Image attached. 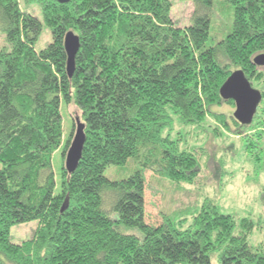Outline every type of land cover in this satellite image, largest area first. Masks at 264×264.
Instances as JSON below:
<instances>
[{
	"label": "trees",
	"instance_id": "1",
	"mask_svg": "<svg viewBox=\"0 0 264 264\" xmlns=\"http://www.w3.org/2000/svg\"><path fill=\"white\" fill-rule=\"evenodd\" d=\"M24 1L41 17L20 0H0V264H217L216 251L218 264H264L248 240L253 219L206 200L188 227L184 208L154 222L145 198L147 169L175 182L199 175L206 153L182 145V127L203 130L212 118L214 136L264 137V65L254 61L264 52V0H226L232 28L211 44L214 0H190L187 25L173 19L172 0ZM44 26L51 41L38 49ZM69 30L80 37L72 74ZM235 69L262 93L250 123L222 109L235 107L220 93ZM62 102L73 107L65 141ZM78 120L85 143L69 171ZM60 147L58 185L52 157ZM130 157L139 163L131 175L105 174ZM33 220L32 235L13 240L12 227Z\"/></svg>",
	"mask_w": 264,
	"mask_h": 264
},
{
	"label": "rangeland",
	"instance_id": "2",
	"mask_svg": "<svg viewBox=\"0 0 264 264\" xmlns=\"http://www.w3.org/2000/svg\"><path fill=\"white\" fill-rule=\"evenodd\" d=\"M20 1L22 7L41 17L40 8L36 4L27 6L24 0ZM172 2L173 19L181 25L192 23V1L172 0ZM233 15L234 7L231 3L226 0H214L210 12L211 25L208 44L224 37L231 30ZM3 35L0 33V45L4 43ZM50 41V30L44 26L36 48H43ZM222 109L234 111L235 107L224 104ZM72 110L73 107L62 102L64 141L73 129ZM213 123L212 118H208L203 130L196 129L190 133H187L188 128H181V132L184 133L183 140H185L182 145H186L188 141L190 146H203L200 150L207 154L202 155L201 170L194 182H175L154 175L149 169L146 170L145 198L148 218L151 221L160 222L165 212L173 214L184 208L180 216L185 218L183 227H188L192 224L193 215L203 202L213 200L222 212L231 213L236 219L242 217L253 219L255 226L248 235L249 243L264 251V137L255 136L254 140H246L226 130L214 136L211 133ZM249 142H254L256 146L248 148L246 144ZM52 163L59 185L63 164L62 147L53 153ZM1 167L2 162L0 161ZM138 167V161L130 157L124 164L108 165L105 174L112 179L126 178ZM36 226L35 220L14 225L11 229L13 240L21 241L31 236ZM212 260L219 263L218 251L212 253Z\"/></svg>",
	"mask_w": 264,
	"mask_h": 264
},
{
	"label": "water",
	"instance_id": "3",
	"mask_svg": "<svg viewBox=\"0 0 264 264\" xmlns=\"http://www.w3.org/2000/svg\"><path fill=\"white\" fill-rule=\"evenodd\" d=\"M68 2L70 0H58ZM80 46V37L74 31L69 30L65 36V49L68 54L67 69L72 74L75 65V55ZM254 61L259 65H264V52L258 53ZM220 93L224 98H232L235 101L233 115L242 123H250L261 101L262 93L260 89L254 87L246 77L242 69H235L227 77L220 87ZM84 123L77 121V127L67 150L65 166L67 170L73 171L82 156L85 143ZM66 206L63 205V208Z\"/></svg>",
	"mask_w": 264,
	"mask_h": 264
}]
</instances>
